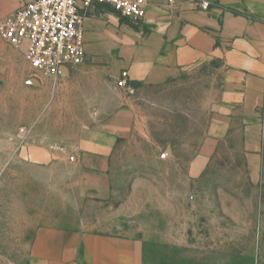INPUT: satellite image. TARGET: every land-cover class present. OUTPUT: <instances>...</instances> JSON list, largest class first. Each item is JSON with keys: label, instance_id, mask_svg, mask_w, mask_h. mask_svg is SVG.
Returning a JSON list of instances; mask_svg holds the SVG:
<instances>
[{"label": "rangeland", "instance_id": "rangeland-1", "mask_svg": "<svg viewBox=\"0 0 264 264\" xmlns=\"http://www.w3.org/2000/svg\"><path fill=\"white\" fill-rule=\"evenodd\" d=\"M12 50L0 40V264H33L42 229L134 239L149 264H264V86L251 113L223 101L220 61L142 85L86 54L53 83ZM85 74L112 89L89 88ZM116 107L131 123L113 144L101 200L77 167L83 146L48 142L85 136Z\"/></svg>", "mask_w": 264, "mask_h": 264}, {"label": "crops", "instance_id": "crops-1", "mask_svg": "<svg viewBox=\"0 0 264 264\" xmlns=\"http://www.w3.org/2000/svg\"><path fill=\"white\" fill-rule=\"evenodd\" d=\"M30 1L0 0V20ZM148 2L147 15L137 29L121 22L107 4L88 8L84 29L89 63L107 65L106 71L124 73L142 85H158L191 67L220 61L223 101L254 112L264 86V0H216L207 11L194 0H175L174 5L168 0ZM9 54L22 61L23 70L30 68L20 51ZM79 77L93 90L112 89L111 80L102 76ZM129 113L112 108L86 127L85 136L48 142L83 146L77 153V167L97 199L110 195L108 160L115 140L130 127ZM32 258L33 264H149L137 240L60 229L37 233Z\"/></svg>", "mask_w": 264, "mask_h": 264}, {"label": "built area", "instance_id": "built-area-1", "mask_svg": "<svg viewBox=\"0 0 264 264\" xmlns=\"http://www.w3.org/2000/svg\"><path fill=\"white\" fill-rule=\"evenodd\" d=\"M207 11L216 0H194ZM95 3L111 6L122 18L142 23L147 15L148 0H32L0 20V40L20 51L32 75L56 83L63 73L81 65L85 58L84 20ZM170 5L175 0H168ZM117 86L127 95L134 88L126 78Z\"/></svg>", "mask_w": 264, "mask_h": 264}, {"label": "water", "instance_id": "water-1", "mask_svg": "<svg viewBox=\"0 0 264 264\" xmlns=\"http://www.w3.org/2000/svg\"><path fill=\"white\" fill-rule=\"evenodd\" d=\"M61 72H62L63 74H66V73L68 72V70L65 69V68H62V69H61ZM29 82H30V84H32V85H37V84L39 83L36 79H32V80H30Z\"/></svg>", "mask_w": 264, "mask_h": 264}]
</instances>
